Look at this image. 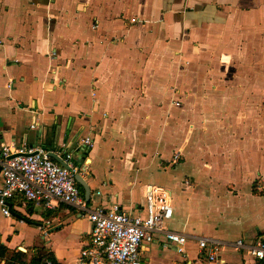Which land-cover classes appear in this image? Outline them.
<instances>
[{
	"label": "crops",
	"instance_id": "crops-1",
	"mask_svg": "<svg viewBox=\"0 0 264 264\" xmlns=\"http://www.w3.org/2000/svg\"><path fill=\"white\" fill-rule=\"evenodd\" d=\"M85 136L92 147L75 148ZM0 143H64L89 205L134 214L171 169L166 225L188 236L185 255L158 235L148 264H201L196 236L252 243L264 236V0H0ZM8 206L10 251L44 246L72 264L90 240L87 216L63 203Z\"/></svg>",
	"mask_w": 264,
	"mask_h": 264
},
{
	"label": "built area",
	"instance_id": "built-area-1",
	"mask_svg": "<svg viewBox=\"0 0 264 264\" xmlns=\"http://www.w3.org/2000/svg\"><path fill=\"white\" fill-rule=\"evenodd\" d=\"M92 145L93 139L85 136L75 148L86 149ZM64 148V143L55 150L26 143H0V210L3 214H10L8 201L18 194L45 208L63 203L85 214L91 223L90 240L80 248L72 264H148L141 257V249L158 235L164 238L163 247H173L177 254L185 255L188 236L166 225L173 214L167 188L147 185L143 214L123 211L118 203L90 206L75 179L79 168ZM51 152L58 155L66 166L54 160ZM180 156L181 151L174 153L172 163H176ZM260 180L264 189V177ZM98 194L100 191L97 190ZM39 228L44 230L45 226ZM195 239L201 264H223L220 254L226 247L245 250L247 255L264 264V236L252 243L237 239L227 244L213 236H196Z\"/></svg>",
	"mask_w": 264,
	"mask_h": 264
},
{
	"label": "trees",
	"instance_id": "trees-1",
	"mask_svg": "<svg viewBox=\"0 0 264 264\" xmlns=\"http://www.w3.org/2000/svg\"><path fill=\"white\" fill-rule=\"evenodd\" d=\"M0 261L2 264H58L53 253L49 252L44 246L36 247L32 251L29 259L25 258L22 251H10L7 246L0 242Z\"/></svg>",
	"mask_w": 264,
	"mask_h": 264
},
{
	"label": "rangeland",
	"instance_id": "rangeland-1",
	"mask_svg": "<svg viewBox=\"0 0 264 264\" xmlns=\"http://www.w3.org/2000/svg\"><path fill=\"white\" fill-rule=\"evenodd\" d=\"M171 172H172L171 169L166 171V172H164V171L154 172V174H153L154 175V180H151L150 182H152V184H155V185L172 188V185H171L172 183L169 182V179L172 180L171 175H170ZM185 184L189 185L190 182L187 181V183H185ZM11 216H12L13 219L17 220V218L14 215H11ZM28 231H37V229H36V227L31 226V229H28ZM40 236H41V234L38 237H40ZM40 241H42L41 238H40ZM11 251H20V250L14 249V250H11ZM23 253H25V258L28 260L30 255L32 254V250L31 249H27V252H23Z\"/></svg>",
	"mask_w": 264,
	"mask_h": 264
},
{
	"label": "water",
	"instance_id": "water-1",
	"mask_svg": "<svg viewBox=\"0 0 264 264\" xmlns=\"http://www.w3.org/2000/svg\"><path fill=\"white\" fill-rule=\"evenodd\" d=\"M50 155H51V157L56 158V161H58L61 165L66 166L64 161L62 159H60L59 157H56L52 152L50 153ZM75 179H76L78 184H80L84 187V189H85L84 196L86 199H88L89 198V189L87 188L86 184L82 181L81 177L78 174L75 175ZM9 210L12 214H14V211H12L11 209H9Z\"/></svg>",
	"mask_w": 264,
	"mask_h": 264
}]
</instances>
